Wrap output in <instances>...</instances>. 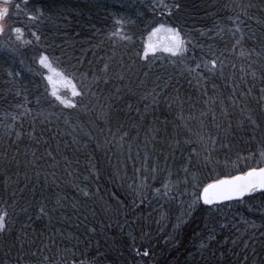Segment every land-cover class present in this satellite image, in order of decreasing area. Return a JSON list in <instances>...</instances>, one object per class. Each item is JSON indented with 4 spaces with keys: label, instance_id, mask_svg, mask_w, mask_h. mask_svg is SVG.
Segmentation results:
<instances>
[{
    "label": "trees",
    "instance_id": "trees-1",
    "mask_svg": "<svg viewBox=\"0 0 264 264\" xmlns=\"http://www.w3.org/2000/svg\"><path fill=\"white\" fill-rule=\"evenodd\" d=\"M165 2L161 9L160 0H28L13 9L14 26L31 43L0 46V206L15 202L0 233V264H49L44 257L50 264H264V195L188 215L181 199L172 207L152 194L174 183L182 168L201 177L211 163L232 162L255 142L264 148V0ZM117 19L128 39L110 35ZM161 23L178 27L188 41L184 63L165 54L141 58L145 38ZM41 52L75 75L84 93L74 98L76 108L49 95ZM204 60L217 61L214 75ZM197 62L205 77L199 83L185 70ZM234 84L236 104L228 99ZM25 96L29 114L19 117L16 105ZM221 100L230 115L218 136ZM5 113L19 117L10 134ZM209 137L217 138L214 145ZM209 151L216 161L205 160ZM211 229L216 239L201 248Z\"/></svg>",
    "mask_w": 264,
    "mask_h": 264
},
{
    "label": "snow or ice",
    "instance_id": "snow-or-ice-1",
    "mask_svg": "<svg viewBox=\"0 0 264 264\" xmlns=\"http://www.w3.org/2000/svg\"><path fill=\"white\" fill-rule=\"evenodd\" d=\"M10 0H3V5L0 6V35H3L7 30H9L11 33L15 35L16 41H19L21 44H30V40H25L24 37V31L21 27L13 26L12 24H9L8 21L11 19L10 14V8H11ZM176 9H179V4L174 5ZM17 9H19L20 5H16ZM159 7L161 9L168 8L169 5L165 2V0H160ZM171 12L169 11V15ZM39 15H43L42 12L39 13ZM39 18L38 15H31L28 14L29 20H37ZM125 22L122 19H117L115 21L116 25H119L120 27L116 29V31L112 32L110 35L113 37H119L121 39H128L127 36H124L121 34V28L123 27V24ZM241 23H243L241 21ZM236 32H241L240 27H237L235 29ZM33 37H35V40L37 44L41 41V36L33 31L31 33ZM163 36V39H160V36ZM153 37H156L157 40L154 42ZM243 39V36L241 35L240 39L236 40V44L233 45V47H236L241 43V40ZM187 43L188 41L185 39V37L182 35L180 29L178 27H172V26H166L165 24L161 23L157 26L152 28V31L148 34V39L144 44V52L142 59H145L149 56V54H155L157 51H161L164 53L169 54L170 57L177 58L181 63H184V57L185 53L187 52ZM243 55V52L241 53ZM176 60H173L172 63H176ZM38 63L41 66V68L46 69L47 74L45 75V80L47 81L48 87L50 89L49 95L54 98L56 102L59 103V105H62L64 108L67 109H73L77 107V102L75 101V97L82 96L83 89L78 86L76 82V77L74 74L70 75L67 72L61 70L58 66L54 64V62L49 58L48 55L44 54L43 52L40 53ZM203 69L206 70L209 74H215L216 68H217V61H207L204 60L202 62ZM210 65V66H209ZM233 67H235L233 65ZM107 70L108 65L105 64L104 68L101 70L103 73H105L104 79L105 82H107ZM185 70L189 73V75H192L197 82H201L205 80V77L201 74V62H197L195 64V67H188L185 65ZM241 72H245L244 68H241ZM12 73H9V76H11ZM16 75H19L17 73ZM84 79H87V74L82 73L81 74ZM223 75V73H221ZM253 78H257L256 72L253 71L251 73ZM93 81H99L101 79V76L97 75L95 72L92 73ZM119 79H123V76H119ZM259 79L264 82V68L260 69L259 72ZM241 80H243V77H241ZM213 88L215 89L216 86L213 85ZM237 88H239V85H232V95L228 97V99L232 102V104H236V91ZM63 90V93H62ZM119 91V89H117ZM251 90H249L250 92ZM71 93V96L68 95V93ZM261 92L264 93V88L261 89ZM206 94V93H205ZM17 95H20L19 92H17ZM157 95H159L157 93ZM241 95H245L244 93H241ZM27 97L25 96V102L24 104H17V108H22L23 111L19 114V117H23L26 114H29V109L26 107L27 104ZM215 103V101H213ZM220 104L221 112L224 116L228 115V111L224 105V101L221 100ZM201 115H204V113H201ZM9 116H11V120L13 121L12 124H6L5 128L11 133V131L14 130V123L19 118L17 115L11 114V113H5L3 119H7ZM213 119H215V116H213ZM251 119V117H249ZM202 123V122H201ZM254 123V122H253ZM231 125H229L230 127ZM217 128L220 127L219 124L216 125ZM21 132H16V136L19 138L21 136ZM28 135L31 137L32 133H28ZM212 144L214 145L216 143L215 137H209ZM204 141V136H199V142ZM191 142V141H186ZM225 147L227 145H224ZM241 159L244 160L246 166H247V158L241 157ZM205 160L208 163H211V151H209V155L205 157ZM147 171V169H146ZM153 178H155V173L157 169L154 167L152 168ZM185 176L182 181H179L178 183H182L184 185V192L179 193L180 197H190V202L188 203V207L191 210H195L199 206H208V211H220L221 207L223 206L224 202H231V201H237L240 202L242 199L246 196H252V194L259 192L261 195H264V152L261 153V160L257 163L256 166H247V170H241L237 174H228V175H222L217 174L215 178L211 180H201L195 173L189 174V171L187 168L184 169ZM171 175V174H169ZM145 180H147V177H145ZM147 185L145 184V187ZM165 191L164 195L167 196L172 191L171 185L168 182H165L163 185ZM189 188L191 189L189 191ZM157 193L160 192V189H155ZM87 195V193H85ZM174 198V197H173ZM58 202V201H57ZM12 207L15 208V202H13L11 205H8L7 202L3 206H0V233L4 232L6 229L9 228V222L8 217L10 216V213L8 211V208ZM21 211H27L26 208L21 209ZM55 211V209H53ZM40 212L44 215H47V212L43 207H41ZM188 215H191V211L188 213ZM247 223V221H245ZM226 224H221L220 228H225ZM255 226V225H253ZM238 230V229H237ZM215 230L211 229L207 238V243L202 241L200 244L201 248L208 247L211 241L215 240ZM233 244L236 243V240L232 241ZM244 247H248L247 241L244 242ZM148 253L145 252L144 255H147ZM32 256H36V252H31ZM22 259V257H21ZM245 260L248 259L247 256L244 257ZM45 262H49L50 264V258L44 257ZM81 264H84V262H81Z\"/></svg>",
    "mask_w": 264,
    "mask_h": 264
},
{
    "label": "rangeland",
    "instance_id": "rangeland-1",
    "mask_svg": "<svg viewBox=\"0 0 264 264\" xmlns=\"http://www.w3.org/2000/svg\"><path fill=\"white\" fill-rule=\"evenodd\" d=\"M26 1H28V0H10V4L12 6L10 8L11 19L8 21L9 24H12L14 26V22L12 21V11H13V9L16 8V5L18 3H22V2H26ZM2 5H3V0H0V6H2ZM147 39H148V35L145 38L144 44L147 41ZM160 39L161 40L163 39V36L162 35L160 36ZM11 40H14V41L16 40L15 39V35L13 33H11L9 30L6 29L5 33L3 35H0V46H5L7 44H10L11 43ZM156 40H157V38L156 37H153V41L155 42ZM155 54H165V55H168L169 56V54L164 53V52H161V51H157ZM149 55H154V54H151L150 53ZM46 74H47L46 69H43V72L40 71V75H41V77L43 79V82L48 87L47 81L44 78ZM48 90L50 92L49 87H48ZM62 93H63V90H62ZM68 95L71 96V93L69 92ZM232 108L229 109V112H231ZM228 115H230V114L228 113ZM227 117L228 116H224L222 114V112H220L217 115V117H216V119L217 120L219 119L221 121L222 125H223L222 128H221L222 130H220L218 136H221V134H222V132L224 130V127H225V125L228 122L226 120ZM222 139L223 138H221V139L219 138V141H221ZM208 142H210L209 138L207 139V142L206 143H208ZM258 144H259V142H255V146H257V148H255L253 150H250V151L249 150L244 151V153H242V155H240L238 158H236L232 162L229 161V162L225 163L224 165L218 164V163L214 164V162H213V163H211L206 168V171H204V174H205L204 176H201L200 177L199 175H197V174L196 175L199 176L201 180H209V178L211 180V179L215 178L217 174H222V175L237 174L239 171L242 170V168L240 167V165L241 166H245L244 168L246 170H247V166H256L257 163L261 160V153L264 152V148H259ZM220 146H222V144ZM202 150H204L205 152H208L209 148L207 147V145H202ZM211 154L212 155H215V153H213V152ZM241 157L247 158V166H246L244 160L241 159ZM212 160L216 161V159H212ZM203 164H204V161L201 163V165L203 166ZM196 166L197 167L199 166V162L198 161L196 162ZM221 166H222V168H221ZM184 169L185 168H182L180 174L175 177L174 183L171 184L170 181H168V183H170L171 188H172V191L169 193V195H167V196L164 195L165 189H164L163 186L159 188L160 189V192L159 193H157L155 191V189H157V188H153L152 189L153 190V193L152 194L154 196L155 202H157V201L164 202L165 201V203H168L172 207L174 206V203L176 204V202H180V199L182 200L184 207L186 206V204H188L190 202V199H191L190 197H180L179 194H177V195L175 194L179 189H180V191L185 190V189H182L184 187V185L182 183H178L179 181H182L184 179V176H185ZM203 177H204V179H203ZM143 181L145 182V179H143L142 182ZM190 190L191 189L189 188V191ZM142 194L143 195H141L142 197H140V198L142 200L148 201V199H147L148 193H146V191H143L142 190ZM186 208H187V206H186ZM187 209H189V207ZM188 211L190 212L192 210L189 209Z\"/></svg>",
    "mask_w": 264,
    "mask_h": 264
},
{
    "label": "water",
    "instance_id": "water-1",
    "mask_svg": "<svg viewBox=\"0 0 264 264\" xmlns=\"http://www.w3.org/2000/svg\"><path fill=\"white\" fill-rule=\"evenodd\" d=\"M247 197V196H246ZM245 198V197H244ZM231 202H233V201H231ZM224 203H228V202H224Z\"/></svg>",
    "mask_w": 264,
    "mask_h": 264
}]
</instances>
